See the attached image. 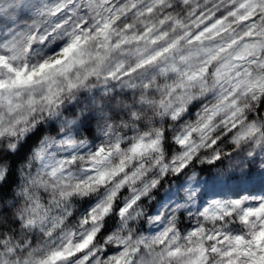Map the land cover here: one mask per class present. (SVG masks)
<instances>
[{
	"label": "clouds",
	"instance_id": "obj_1",
	"mask_svg": "<svg viewBox=\"0 0 264 264\" xmlns=\"http://www.w3.org/2000/svg\"><path fill=\"white\" fill-rule=\"evenodd\" d=\"M0 264H264V0H0Z\"/></svg>",
	"mask_w": 264,
	"mask_h": 264
}]
</instances>
